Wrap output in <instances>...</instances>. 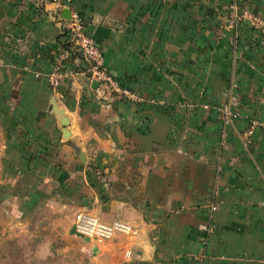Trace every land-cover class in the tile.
<instances>
[{"label": "crops", "instance_id": "crops-1", "mask_svg": "<svg viewBox=\"0 0 264 264\" xmlns=\"http://www.w3.org/2000/svg\"><path fill=\"white\" fill-rule=\"evenodd\" d=\"M65 1L0 0V91L29 142L0 168L27 196L0 210L24 233L37 208L71 238L82 213L137 230L84 242L93 264H264V35L229 18L235 0H72L138 100L94 86L81 59L53 94ZM237 1L264 18V0Z\"/></svg>", "mask_w": 264, "mask_h": 264}, {"label": "rangeland", "instance_id": "rangeland-1", "mask_svg": "<svg viewBox=\"0 0 264 264\" xmlns=\"http://www.w3.org/2000/svg\"><path fill=\"white\" fill-rule=\"evenodd\" d=\"M0 92L1 168V165L7 163L8 155L16 156L14 151L24 150L25 146H29V142L24 137L23 124L7 101L6 91ZM6 147L10 149L7 158H1L6 152ZM1 174L3 172L0 170V178ZM6 184L0 186V199L8 201V196L11 197L15 192L21 196L26 195L23 187L15 189ZM34 213L29 216L30 230L24 233L19 231L7 205L0 210V264H93L94 256L87 252L85 245L91 243L96 246L95 243L80 237L71 238L65 235L63 228L50 226V218L44 219L50 214L43 208H37Z\"/></svg>", "mask_w": 264, "mask_h": 264}, {"label": "built area", "instance_id": "built-area-1", "mask_svg": "<svg viewBox=\"0 0 264 264\" xmlns=\"http://www.w3.org/2000/svg\"><path fill=\"white\" fill-rule=\"evenodd\" d=\"M72 3V0H67L60 4L62 10H70V18L67 19L65 27L67 31L66 35L68 42L73 46L74 53L80 54L82 60L86 62L90 80L104 86L106 92L111 95H117L130 101L138 100L137 95L123 87L120 81L111 75L106 67L102 50L93 37L87 33L85 22L79 15V12L72 9ZM229 18L235 24L249 22L264 35V18L249 9L242 8L237 0L230 7ZM74 53L70 50L62 49L56 56L54 71L50 75V88L53 94L58 92L65 76L64 70L72 61ZM219 112L225 127L232 124L239 117L228 106L220 108ZM223 138H226L225 132L223 133ZM211 210L210 223L205 228L203 235L205 244L210 240L215 228L214 213L217 211V207L214 206ZM73 231L75 236L95 244L111 240L117 234L135 235L137 233V230L128 223L121 221L105 222L99 215L92 213H82L77 218Z\"/></svg>", "mask_w": 264, "mask_h": 264}, {"label": "trees", "instance_id": "trees-1", "mask_svg": "<svg viewBox=\"0 0 264 264\" xmlns=\"http://www.w3.org/2000/svg\"><path fill=\"white\" fill-rule=\"evenodd\" d=\"M80 15V14H79ZM82 18V17H81ZM67 31L66 29H63L62 30V34H61V38H63V41L62 42H59V45L62 49H65V50H70L74 53V49H73V46L68 42V38H67V35H66ZM75 59H81L82 60V57L80 54H77V53H74L73 54V58H72V61L75 60ZM1 93V92H0Z\"/></svg>", "mask_w": 264, "mask_h": 264}, {"label": "water", "instance_id": "water-1", "mask_svg": "<svg viewBox=\"0 0 264 264\" xmlns=\"http://www.w3.org/2000/svg\"><path fill=\"white\" fill-rule=\"evenodd\" d=\"M66 14H67V16H66V18L67 19H69L70 18V10H66ZM98 83L97 82H93V85L95 86V85H97ZM57 108V110H56V113H57V115L61 118V120H62V126L66 129L68 126H69V120L67 119V117L65 116V114H64V110H62V109H60V108H58V107H56ZM65 134V138H67V136H68V132H67V129H66V133H64ZM74 232V231H73ZM86 240V239H85ZM87 241V240H86ZM93 248H95V246L93 245ZM92 250H94V249H92Z\"/></svg>", "mask_w": 264, "mask_h": 264}]
</instances>
